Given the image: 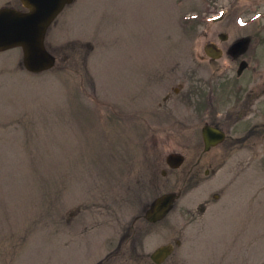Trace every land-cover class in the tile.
Wrapping results in <instances>:
<instances>
[{
  "label": "rangeland",
  "instance_id": "374dc122",
  "mask_svg": "<svg viewBox=\"0 0 264 264\" xmlns=\"http://www.w3.org/2000/svg\"><path fill=\"white\" fill-rule=\"evenodd\" d=\"M231 3L75 0L49 29L55 67L31 73L20 48L0 52V264H94L138 212L180 191L147 252L179 239L165 264H264V138L207 155L216 171L187 178L203 146L201 106L183 101L194 70L226 86L228 100L214 105L222 85L204 107L217 118L253 91L236 135L264 122V0ZM212 38L224 47L214 65L201 59ZM171 152L187 159L174 171Z\"/></svg>",
  "mask_w": 264,
  "mask_h": 264
},
{
  "label": "flooded vegetation",
  "instance_id": "af4514ba",
  "mask_svg": "<svg viewBox=\"0 0 264 264\" xmlns=\"http://www.w3.org/2000/svg\"><path fill=\"white\" fill-rule=\"evenodd\" d=\"M230 1H232L229 7L230 9L233 8V9H241V10H246V9L255 10V9H260V5L262 4V3L261 4L255 3V4H250L249 6L248 5L242 6L239 5L240 3H238L241 0H230ZM234 3L235 6H233ZM226 35L227 33L221 32L219 33L218 37L222 42H225V40L228 38ZM242 43L243 41L240 40L239 46L241 47L242 45V47L246 49L252 48L251 46H253L251 42H248L247 45ZM207 44H209L212 48L221 49L223 53L224 47L219 46V44L214 40V38L207 41L205 45ZM253 50H251L250 53H252ZM206 58L212 65L215 64L216 61L215 59L207 56ZM246 58L247 57L242 59L245 63H240V65H242L241 68H245V66L248 65ZM240 72L241 69L238 71V74H241ZM195 73L196 71L194 70L193 73L190 74L191 82L189 83V86L191 84H194L192 82H198V81L200 82L202 81L203 84H200L199 82L198 85L194 84L195 86L189 87L188 90L183 94L184 96L183 101L185 102V104L189 102H192L193 104L195 101H197V104H195L194 106L196 107H198V105L201 106V108H197L195 111L200 113L198 118L199 120L204 122L203 127L206 125H211L220 128L224 132L223 141L212 147L207 148L205 141H203V146L191 148L192 153L194 155H198V157H196V159L197 158L198 159L196 162H193L191 164L189 173L187 172V178L189 175L190 180L194 179L197 185L198 182L199 183L201 182V178L203 176L202 174L203 170L206 175H210L211 172L216 171V167H214L215 164L214 162H212L213 160H215V157L210 156L209 158H212V161L206 159L203 163L202 159L204 157L209 155L211 152H216V150L219 153H221V155L223 156L232 154L234 153L235 150L241 148L240 145L242 143L241 141L242 137L249 136L250 134H252L253 135L252 137L255 138H264V122H258L256 124H252L251 127L248 128L251 131L250 134H248V132L245 131L243 135H236L233 131L234 130L233 123L238 122V120H240V117L242 118V116L246 114L248 110H250V106L252 102H254L253 91L248 90L245 92V89L237 90L239 91V97L235 98V104L238 103L240 107L230 110L231 111L230 113H228L227 111L226 113H223L224 115L222 114L223 115L222 117L217 118L216 116L219 114V110L218 112L213 111V109H215L216 107L212 108V111L209 112L204 111V107L209 108L208 88L212 91L213 88H218L223 84L217 82L216 80L211 82L210 81L205 82V79H202L198 75H195ZM217 79L221 80L222 78L220 77ZM225 87L226 86L223 85L222 87H220V89H218L217 91L218 98L215 99L217 103L214 105H221L223 101L228 100L227 97L225 96V89H224ZM174 91L177 92V89L175 88ZM261 91H264V89H262ZM204 112H206V114H204ZM226 121H228L229 125L225 124ZM203 127L201 129V132L203 131ZM223 156H220L219 159ZM170 169L174 171V169L172 168ZM187 178L184 179V184H186V182L189 180V179L187 180ZM195 181H192V184H195ZM153 206H154V201L152 202L150 208L146 210L145 213L136 212L137 214L134 217V219L128 224V226L122 228L121 230L122 232L118 233L119 236L117 237L116 241L112 240L111 242H109L105 250V253L99 258V260L95 261L94 264H165L167 260L172 256L175 250V246L180 245L181 242L179 239H176L175 240L176 245L172 242L160 245L165 247L171 245L172 252L166 257L158 255L156 259L153 258V254L155 250L160 246H158L152 252H147L146 238L153 234V231L156 226L166 222L167 215L169 214L168 212L166 216L160 218L159 220L152 221L151 219L148 218V215L149 216L155 215ZM163 258H165L163 261H161L160 263L157 262L158 259L162 260Z\"/></svg>",
  "mask_w": 264,
  "mask_h": 264
},
{
  "label": "water",
  "instance_id": "95a60500",
  "mask_svg": "<svg viewBox=\"0 0 264 264\" xmlns=\"http://www.w3.org/2000/svg\"><path fill=\"white\" fill-rule=\"evenodd\" d=\"M73 0H22L25 6L30 8L28 12H22L11 8L0 9V50L15 46L24 49V62L28 69L41 71L52 67L55 58L45 47L46 31L67 3ZM216 136L221 137L220 134ZM174 157V155H171ZM176 166L181 159H176ZM176 197L175 194L164 196L158 201L160 212L164 211ZM160 206V207H159ZM171 247H161L155 255L166 256Z\"/></svg>",
  "mask_w": 264,
  "mask_h": 264
}]
</instances>
